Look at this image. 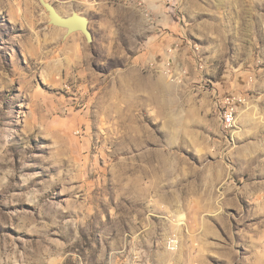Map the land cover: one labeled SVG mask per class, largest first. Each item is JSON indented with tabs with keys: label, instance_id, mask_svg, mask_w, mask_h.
Listing matches in <instances>:
<instances>
[{
	"label": "rangeland",
	"instance_id": "rangeland-1",
	"mask_svg": "<svg viewBox=\"0 0 264 264\" xmlns=\"http://www.w3.org/2000/svg\"><path fill=\"white\" fill-rule=\"evenodd\" d=\"M47 1L92 40L0 0V264H264V0Z\"/></svg>",
	"mask_w": 264,
	"mask_h": 264
},
{
	"label": "water",
	"instance_id": "water-1",
	"mask_svg": "<svg viewBox=\"0 0 264 264\" xmlns=\"http://www.w3.org/2000/svg\"><path fill=\"white\" fill-rule=\"evenodd\" d=\"M43 6L48 16L50 24L64 27L65 33L68 34L74 30H79L85 36L87 41L92 40L91 32L88 28V18L77 11H72L70 15L61 16L53 4L47 0H38Z\"/></svg>",
	"mask_w": 264,
	"mask_h": 264
},
{
	"label": "bare ground",
	"instance_id": "bare-ground-1",
	"mask_svg": "<svg viewBox=\"0 0 264 264\" xmlns=\"http://www.w3.org/2000/svg\"><path fill=\"white\" fill-rule=\"evenodd\" d=\"M57 10V9H56ZM46 12V11H45ZM57 12L61 15V16H63L58 10H57ZM46 15H47V13H46ZM47 18H48V16H47ZM49 23V22H48ZM48 30V29H47ZM41 31V30H40ZM59 31H61V29L60 28H58V29H53L52 31H50V33H48V35H46V34H43V33H45V32H43L42 34H40V35H44V39H42L41 41H43L44 40V42H45V44L44 45H47V47H51V45L52 44H54L51 48H49V49H47L46 51H44V54H45V56L46 57H50V55H53V57L51 56V61H53L54 59H55V56H58V52H60V54H61V51H63V50H67L64 46H58V41H57V36H59L60 34H59ZM37 33V32H36ZM65 35H66V33H65ZM38 37H39V34L37 35ZM41 36V37H42ZM33 37V36H32ZM33 39V38H32ZM40 40V39H39ZM34 43V42H33ZM39 44V46H40V43H38ZM43 44V43H42ZM32 45V44H31ZM34 46V45H33ZM32 46V47H33ZM35 47V46H34ZM33 47V50H34V52H36V49ZM41 47V46H40ZM37 48V47H36ZM46 48V47H45ZM31 49V48H30ZM43 49V48H42ZM41 49V50H42ZM39 50H40V48H39ZM70 50H72V49H70ZM31 51V50H30ZM34 52H33V54H34ZM39 52V51H38ZM41 52V51H40ZM57 53V54H56ZM43 54V53H42ZM63 54V53H62ZM73 54V53H72ZM75 54V53H74ZM41 55V54H40ZM66 55V54H65ZM68 55H70V54H68ZM73 56V55H72ZM43 57H44V55H43ZM53 59V60H52ZM58 59V58H57ZM78 59V58H77ZM48 59H46V62H47V64H49V62L47 61ZM60 61V60H59ZM72 63V62H71ZM52 64V63H51ZM73 65V64H72ZM76 65V64H75ZM53 66V65H52ZM54 67H55V65H54ZM67 69V68H66ZM70 70V69H69ZM71 73V72H70ZM62 76V75H61ZM79 76V75H78ZM66 78H68V77H66ZM66 78H65V80H66ZM74 78V77H73ZM52 79H53V76H52ZM50 81V80H49ZM51 82V81H50Z\"/></svg>",
	"mask_w": 264,
	"mask_h": 264
},
{
	"label": "built area",
	"instance_id": "built-area-1",
	"mask_svg": "<svg viewBox=\"0 0 264 264\" xmlns=\"http://www.w3.org/2000/svg\"><path fill=\"white\" fill-rule=\"evenodd\" d=\"M230 102L229 97H226L223 108L220 111L221 124L225 131L232 129L235 123V110Z\"/></svg>",
	"mask_w": 264,
	"mask_h": 264
}]
</instances>
